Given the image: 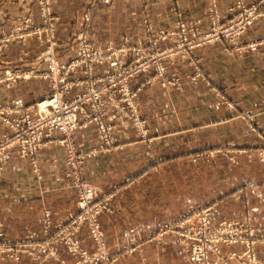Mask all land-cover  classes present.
I'll return each mask as SVG.
<instances>
[{
	"label": "crops",
	"instance_id": "1",
	"mask_svg": "<svg viewBox=\"0 0 264 264\" xmlns=\"http://www.w3.org/2000/svg\"><path fill=\"white\" fill-rule=\"evenodd\" d=\"M38 1L0 0V30L9 32L21 26L26 17L32 24L41 25ZM104 1L50 0L61 63L75 56L74 37L79 33L95 45H132L148 32L171 29L179 21L188 26L198 22L201 31L209 25L210 0ZM235 1L212 0L221 17L231 15L229 8ZM242 1L249 5L264 0ZM84 11L91 14L92 20L82 28ZM263 36L264 22L258 20L242 40ZM41 50L34 37L8 43L0 53V76L18 69L44 68ZM195 53L202 70L219 86L221 96L210 90L202 78L191 81V67L183 60L167 61L168 71L180 76L182 83L161 87L152 80L136 95L148 137L141 139L131 127L118 126L113 132L115 144L109 151L83 159L79 176L107 197V208L98 221L107 251L114 259L112 264H190L175 235L161 232L162 228L171 220L209 205L214 209L213 224L239 219L246 215H242L241 191L249 193L248 218L264 234V165L259 174H252L250 164H246L257 131L264 139V47L239 52L216 42L197 47ZM144 77L142 73L136 75L130 85ZM46 91L47 82L40 78L2 81L0 103L18 101L26 105ZM225 100L234 102L235 109L228 108ZM245 114L250 120L242 117ZM9 133L0 122V139ZM71 140L76 152L87 151L97 142L96 129L92 125L79 128L71 134ZM220 145L232 148L229 154L217 149L208 157L206 151L199 152ZM231 157L242 161L243 169L242 164L237 169ZM221 161L225 167L220 166ZM38 167V173H34L15 146L7 161L0 162V231L6 239L21 240L28 231L41 238L39 219L43 211L51 213L52 231L54 224L77 210V190L73 175H67L70 167L63 146L57 141L43 144L38 151ZM236 171L244 175H236ZM77 237L83 247L92 251L86 226L81 227ZM241 248L242 245H223L224 251ZM255 249L264 262V242ZM55 250V256L41 254L35 259L24 252L18 261L0 259V264H78L64 245L56 243Z\"/></svg>",
	"mask_w": 264,
	"mask_h": 264
},
{
	"label": "built area",
	"instance_id": "2",
	"mask_svg": "<svg viewBox=\"0 0 264 264\" xmlns=\"http://www.w3.org/2000/svg\"><path fill=\"white\" fill-rule=\"evenodd\" d=\"M211 1L209 25L201 31L198 22L188 26L179 21L173 29L148 32L144 39L132 45L108 42L103 46L89 42L82 33L77 37L76 54L65 63L55 56L54 19L50 0H39L43 18L37 26L38 39L46 44L40 55L45 63L42 69L13 70L0 76L2 81L14 83L17 79L40 78L47 82V91L36 101L23 105L18 101L0 103V122L10 133L0 139V162L5 163L15 146L18 154L27 160L32 171L38 173V151L45 143L57 141L66 152V164L73 175L72 183L77 190V210L56 224L54 230L48 210L43 211L39 222L43 236L28 231L25 238L17 241L6 239L0 231V259L18 261L26 252L38 259L41 254L55 256V244L62 243L78 264H112L103 241V232L98 222L99 214L106 208L107 197L100 189L84 181L79 172L82 160L98 153L109 151L115 144L114 130L121 126L131 127L141 139L148 137V127L142 116L136 95L146 83L156 80L161 87L179 85L182 79L168 71L166 62L177 58L191 67V81L202 78L206 86L221 96L219 86L201 68L195 49L204 44L220 42L226 49L244 52L259 51L264 47V36L242 40L246 31L258 20L264 22V1L245 4L236 0L229 8L230 14L221 17ZM29 18L24 25L6 33L0 30V51L14 39L24 40L30 31ZM50 32L46 40L41 33ZM166 43L165 45H161ZM97 68H102L98 71ZM145 74L142 81L130 85L138 74ZM226 106L235 109L236 104L225 100ZM243 117L250 120L249 115ZM119 119L117 123L114 119ZM94 126L96 144L84 152H76L71 134L86 126ZM58 133L60 136H56ZM212 206L196 208L184 218L168 222L161 232L175 235L187 253L190 264H264L257 260L254 243L257 238L253 227L247 228L235 219L212 223ZM86 226L95 243L89 252L77 237ZM264 240V236L260 235ZM40 239V240H39ZM242 243L241 252H224L223 245ZM42 260L41 262H43Z\"/></svg>",
	"mask_w": 264,
	"mask_h": 264
},
{
	"label": "rangeland",
	"instance_id": "3",
	"mask_svg": "<svg viewBox=\"0 0 264 264\" xmlns=\"http://www.w3.org/2000/svg\"><path fill=\"white\" fill-rule=\"evenodd\" d=\"M104 1V0H103ZM105 3H109L110 2V0H105L104 1ZM39 5V4H38ZM39 10H40V8H39ZM40 14H41V12H40ZM41 17H42V15H41ZM26 18H29V17H26ZM26 18H24V19H26ZM23 19V20H24ZM81 19H82V22H83V26H82V28H85V25L86 24H90V22H91V20H92V16H91V14L90 13H88V12H86V11H84L83 13H82V17H81ZM42 22H43V18H42V21H41V24H42ZM29 28H30V31L28 32V33H31V34H28L26 37H25V39L26 38H29V37H34L35 39H36V41H37V43H38V45H41L42 46V50H41V52H40V54H39V56L41 55V53L43 52V51H45V49H46V44H45V42L44 43H42L39 39H38V34L36 33V31H37V26L36 25H34V24H32L31 22H30V18H29ZM24 25V21H23V24L21 25V26H23ZM176 25V24H175ZM40 26V25H39ZM175 27V26H174ZM173 27V28H174ZM173 28H171V29H173ZM12 30V29H11ZM11 30H9V32L11 31ZM161 30H168V29H161ZM6 33H8V32H6ZM53 34H54V39H55V37H56V35H55V25H54V32H53ZM78 35H80V33L79 34H77V35H75V39H76V42H77V37H78ZM46 36H50V32H48V34H46L45 32L44 33H41V38L43 39V40H46ZM83 36H84V34H83ZM85 37V36H84ZM86 38V37H85ZM15 40H21V39H14V40H12L11 42H13V41H15ZM55 41H56V39H55ZM10 43V42H9ZM108 43V42H107ZM76 45H77V43H76ZM5 50V48L4 49H2L1 51H0V53H2L3 51ZM54 53H55V56H56V58L58 59V50L56 49V45H55V47H54ZM59 61V60H58ZM60 62V61H59ZM18 70H20V69H18ZM26 70H28V69H23V71H26ZM242 117H243V115H242ZM244 119H246V120H249L248 118H245V117H243ZM262 137V135H261V133H259V131H257V134H256V140L251 144V146H250V148H251V153H250V157H249V161H247L246 160V164L247 165H249L250 164V167H251V172H252V174H255V173H257V174H259V171H260V169H261V165H264V139L263 138H261ZM263 140V141H262ZM217 149H219L220 151H222L223 153H225L226 155L227 154H229V152H230V150L232 149V148H230V147H228L227 145H220L218 148H216V149H213V148H203L202 150L200 149L199 150V152H202V151H206V153L208 154V157H211L210 155H212V153H214ZM99 154V153H98ZM97 155V154H96ZM86 158V157H85ZM230 161L237 167V169L238 168H240V166H241V164H242V166H241V169H243V162L242 161H240V160H238L237 158H235V157H231V159H230ZM82 162H83V160H82ZM81 165H82V163H81ZM220 166H224L225 167V163H223V161H221L220 162ZM239 173V174H238ZM236 175H244L243 174V172L241 173V171H239V172H237L236 171ZM241 189V188H240ZM239 199H240V201H241V205H242V215L245 213L246 215H243L241 218H239V219H235V220H238V221H240V222H243V224H244V226H248L247 228L249 229L250 227H253V228H255L254 229V231H255V233H257L256 235H257V238L255 239V243H254V251H255V253H256V257H257V260H259V261H261L262 263H264L262 260H260L259 258H258V256H257V252H256V249H255V247H256V245L258 244V243H263L264 242V240H262V239H260L259 237H260V235H262V236H264V234L261 232V230H260V227H259V225H257L255 222H253L252 221V218H248V217H250L247 213H248V211H246L247 209V204L249 203V193H247V192H245V191H241V192H239ZM106 208H107V205H106ZM105 208V209H106ZM104 209V210H105ZM103 210V211H104ZM102 211V212H103ZM101 212V213H102ZM100 213V214H101ZM99 214V215H100ZM228 220H230V219H228ZM99 222V221H98ZM88 230V229H87ZM91 239V238H90ZM91 241H92V243H93V249H92V251L94 250V248H95V243H94V241L91 239ZM104 241V240H103ZM81 242V241H80ZM105 243V242H104ZM59 244V243H58ZM60 244H62V243H60ZM63 245V244H62ZM82 245V244H81ZM232 245H234V244H232ZM235 245H242V248H241V250L240 251H237V252H241V251H243L244 250V245L242 244V243H235ZM85 248V247H84ZM86 249V248H85ZM222 249H223V246H222ZM86 250H88V249H86ZM89 251V250H88ZM224 251V250H223ZM233 251H235V250H233ZM89 252H91V251H89ZM224 252H230V251H224Z\"/></svg>",
	"mask_w": 264,
	"mask_h": 264
}]
</instances>
